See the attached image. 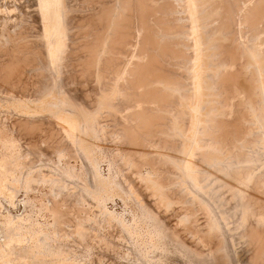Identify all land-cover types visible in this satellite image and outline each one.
Here are the masks:
<instances>
[{"label":"rangeland","instance_id":"obj_1","mask_svg":"<svg viewBox=\"0 0 264 264\" xmlns=\"http://www.w3.org/2000/svg\"><path fill=\"white\" fill-rule=\"evenodd\" d=\"M40 1L0 0V264H264V0H194L196 34L187 0H58L53 32V11ZM195 42L204 66L197 94Z\"/></svg>","mask_w":264,"mask_h":264},{"label":"bare ground","instance_id":"obj_2","mask_svg":"<svg viewBox=\"0 0 264 264\" xmlns=\"http://www.w3.org/2000/svg\"><path fill=\"white\" fill-rule=\"evenodd\" d=\"M15 1H16V0H15ZM41 1H42V0H41ZM41 1H40V2H41ZM176 1H177V0H176ZM187 1H188V3H189V6L191 7V8L189 9L190 11L188 10V11L190 12V13H189V16H190L191 25H192V26H191V27H192V30H191V31H192L194 34H196V32L198 31V28H199V27L197 26V23H196V22H197L196 18H198V17H197L198 15L195 14L196 9L194 10V0H187ZM195 1H197V0H195ZM198 1H200V0H198ZM207 1H208V0H207ZM216 1H217V0H216ZM27 2H28V1H27ZM68 2H69V1H68ZM75 2H76V1H75ZM122 2H123V1H122ZM200 2H201V1H200ZM16 3H17V2H16ZM36 3H37V2H36ZM38 3H39V2H38ZM43 3H44V9H45V8H46L47 10H50V9H51L50 12L53 11V12H52V15H53L54 19H52L53 22H51V23H50L51 26H49V27H51V28H49V29H50V30L52 29V32H53V28H56L55 26L58 25V22H57V21H58L59 17H61V16H58V12H57V9H58V7H59V2H58V0H43ZM62 3H63V1L61 2V4H62ZM175 3H176V2H175ZM195 3H196V2H195ZM203 3H204V2H203ZM142 4H143V3H142ZM199 4H200V3H199ZM199 4H198V2H197V5L195 4L196 8H197V6H198ZM29 5H30V4H29ZM66 5H67V4H66ZM68 5H69V4H68ZM117 5H118V4H117ZM134 5H135V4H134ZM176 5H177V4H176ZM201 5H202V4H201ZM30 6H31V5H30ZM140 6H141V5H140ZM187 6H188V5H187ZM60 7H61V6H60ZM62 7H63V6H62ZM62 7H61V8H62ZM92 7H93V6H92ZM141 7H142V6H141ZM200 7H201V6H200ZM203 7H205V6H203ZM258 7H259V6H258ZM19 8H20V7H19ZM42 8H43V7H42ZM75 8H76V7H75ZM88 8H89V7H88ZM136 8H137V7H136ZM156 8H157V7H156ZM198 8H199V7H198ZM210 8H211V7H210ZM25 9H26V8H25ZM32 9H33V8H32ZM62 9H63V8H62ZM11 10H12V9H11ZM34 10H35V9H34ZM42 10H43V9H42ZM123 10H124V9H123ZM125 10H126V9H125ZM139 10H140V9H139ZM198 10H199V9H198ZM200 10H201V9H200ZM203 10H204V9H203ZM227 10H228V9H227ZM62 11L64 12V9H63ZM81 11H82V10H81ZM50 12H49V15L51 14ZM59 12H60V11H59ZM160 12H161V11H160ZM196 12H197V11H196ZM198 12H199V11H198ZM218 12H219V11H218ZM260 12H261V11H260ZM262 12H263V11H262ZM26 13H27V12H26ZM41 13H42V12H41ZM47 13H48V12H47ZM67 13H68V12H67ZM96 13H97V12H96ZM111 13H112V12H111ZM185 13H186V12H185ZM203 13H204V12H203ZM253 13H254V12H253ZM62 14H63V13H62ZM81 14H82V13H81ZM87 14H88V13H87ZM198 14H199V13H198ZM40 15H41V14H40ZM52 15H50V16H52ZM142 15H143V14H142ZM195 15H196V16H195ZM207 15H208V14H207ZM213 15H214V14H213ZM225 15H226V14H225ZM3 16H4V15H3ZM24 16H25V15H24ZM43 16H44V15H43ZM45 16H46V13H45ZM50 16H49V17H50ZM215 16H216V15H215ZM117 17H118V16H117ZM185 17H186V16H185ZM185 17H184V18H185ZM199 17H200V15H199ZM231 17H232V16H231ZM6 18H7V17H6ZM8 18H9V17H8ZM62 18H63V17H62ZM43 19H44V18H43ZM50 19H51V17H50ZM63 19H65V18H63ZM202 19H203V18H202ZM226 19H227V18H226ZM232 19H233V18H232ZM8 20H9V19H8ZM12 20H13V19H12ZM15 20H16V19H15ZM33 20H34V19H33ZM38 20H39V19H38ZM45 20H46V19H45ZM198 20H199V21H198V24H199V22H200L201 19H198ZM256 20H257V19H256ZM19 21H20V20H19ZM100 21H101V19H100ZM232 21H233V20H232ZM40 22H41V20H40ZM42 22H43V21H42ZM56 22H57V24L54 26V24H55ZM68 22H69V21H68ZM144 22H145V21H144ZM203 22H205V21H203ZM253 22H254V21H253ZM5 23H6V22H5ZM16 23H17V22H16ZM31 23H32V21H31ZM59 23H60V22H59ZM62 23H63V21H62ZM121 23H122V22H121ZM251 23H252V22H251ZM251 23H250V24H251ZM258 23H259V22H258ZM261 23H262V22H261ZM20 24H21V23H20ZM97 24H98V23H97ZM118 24H119V23H118ZM142 24H143V23H142ZM17 25H18V24H17ZM17 25H16V26H17ZM61 25H62V24H61ZM62 26H63V25H62ZM100 26H101V25H100ZM57 27H58V26H57ZM60 27H61V26H60ZM60 27H59V28H60ZM65 27H66V26H65ZM92 27H93V26H92ZM120 27H121V26H120ZM201 27H202V26H201ZM228 27H229V26H228ZM22 28H23V27H22ZM123 28H124V27H123ZM256 28H257V27H256ZM28 29H30V28H28ZM44 29H45V30H48V28H46L45 26H44ZM200 29H201V28H200ZM200 29H199V31H200ZM1 30H2V29H1ZM57 30H58V29H57ZM57 30H56V31H57ZM59 30H60V29H59ZM62 30H63V29H62ZM64 30H66V29H64ZM112 30H114V28H113ZM27 31H28V30H27ZM56 31L54 30L55 34H56ZM261 31H262V30H261ZM45 32H46V31H45ZM65 32H66V31H65ZM88 32H89V31H88ZM34 33H35V32H34ZM48 33H50L49 30H48ZM124 33H125V32H124ZM193 33H192V34H193ZM32 34H33V33H32ZM62 34H63V33H62ZM64 34H65V33H64ZM75 34H76V33H75ZM83 34H84V33H83ZM98 34H99V33H98ZM111 34H113V33H111ZM9 35H10V34H9ZM42 35H43V34H42ZM44 35H45V34H44ZM79 35H80V34H79ZM139 35H140V34H139ZM219 35H220V34H219ZM219 35H218V36H219ZM59 36H60V35H59ZM64 36H65V35H64ZM77 36H78V35H77ZM92 36L94 37V35H92ZM114 36H115V35H114ZM118 36H119V35H118ZM198 36H199V35H198ZM200 36H201V35H200ZM202 36H203V35H202ZM202 36H201V37H202ZM259 36H260V35H259ZM45 37H46V36H45ZM51 37H52V35H51ZM194 37H195V36H194ZM255 37H256V36H255ZM40 38H41V37H40ZM75 38H76V37H75ZM189 38H190V36H189ZM189 38H188V39H189ZM198 38H199V37H198ZM198 38H197V39H198ZM220 38H221V37H220ZM261 38H262V37H261ZM41 39H42V38H41ZM55 39H56V38H55ZM55 39H54V40H55ZM64 39H65V38H64ZM109 39H110V38H109ZM119 39H121V38H119ZM150 39H151V38H150ZM197 39H196V40H197ZM258 39H259V38H258ZM54 40H53V42H54ZM113 40H114V39H113ZM121 40H122V39H121ZM193 40H194V39H193ZM0 41H1V40H0ZM116 41H117V40H116ZM209 41H210V40H209ZM222 41H223V39H222ZM25 42H26V41H25ZM94 42H96V41H94ZM97 42H98V41H97ZM99 42H100V41H99ZM99 42H98V43H99ZM112 42H113V41H112ZM112 42H111V45H112ZM122 42H123V41H122ZM122 42H121V44H122ZM126 42H128V41H126ZM182 42H183V41H182ZM193 42H194V41H193ZM193 42H192V43H193ZM48 43H49V42H48ZM50 43H51V42H50ZM58 43H59V42H58ZM83 43H84V42H83ZM85 43H86V41H85ZM88 43H89V42H88ZM114 43H116V42H114ZM130 43H131V42H130ZM164 43H165V42H164ZM195 43H196V44H195V47H193V49H194V48L196 49V55H197V56H195V59H194V65H193V68H192V69H193V71H194L193 74H194V78H195V84H194V83H193V84L195 85V92H196V94H197V93H199V92L201 91L200 89H202V88H201V85H200V82H199V77H200V76L198 75V73H199V71L201 70V68H203L204 66L201 67V65H203V64L200 65V56H203V55H200V53H199V52H200V50L198 49V44H199V43H198V42H195ZM197 43H198V44H197ZM56 44H57V43H56ZM56 44L54 43V46H55ZM128 44H129V43H128ZM149 44H150V43H149ZM202 44H204V42H203ZM211 44H212V43H211ZM235 44H236V43H235ZM262 44H263V43H262ZM262 44H261V45H262ZM18 45H19V44H18ZM23 45H24V44H23ZM52 45H53V44H52ZM61 45H62V44H61ZM97 45H98V44H97ZM114 45H115V44H114ZM153 45H154V44H153ZM257 45H258V44H257ZM259 45H260V44H259ZM24 46H25V45H24ZM35 46H36V44H35ZM43 46H44V45H43ZM46 46H47V45H46ZM118 46H119V45H118ZM151 46H152V44H151ZM160 46H161V45H160ZM18 47H19V46H18ZM52 47H53V46H52ZM52 47H50V48H52ZM77 47H78V46H77ZM199 47H200V45H199ZM47 48H48V47H47ZM56 48H57V45H56ZM68 48H69V47H68ZM89 48H90V47H89ZM94 48H95V47H94ZM102 48H103V47H102ZM110 48H111V47H110ZM118 48H119V47H118ZM202 48H203V47H202ZM202 48H200L201 51H203ZM255 48H256V47H255ZM259 48H260V47H259ZM261 48H262V47H261ZM1 49H2V48H1ZM16 49H17V48H16ZM26 49H27V48H26ZM44 49H45V48H44ZM52 49H53V48H52ZM72 49H73V48H72ZM87 49H88V48H87ZM103 49H104V48H103ZM153 49H154V48H153ZM158 49H159V48H158ZM243 49H244V48H243ZM4 50H5V49H4ZM4 50H3V51H4ZM6 50H7V49H6ZM12 50H13V49H12ZM17 50H18V49H17ZM50 50H51V49H50ZM54 50H55V47H54ZM61 50H63V49H61ZM61 50H60V51H61ZM92 50H93V49H92ZM96 50H97V49H96ZM111 50H113V49H111ZM169 50H170V49H169ZM250 50H253V49H250ZM255 50H256V49H255ZM41 51H42V50H41ZM51 51H52V50H51ZM63 51H64V50H63ZM63 51H62V52H63ZM114 51H115V50H114ZM171 51H172V50H171ZM171 51H170V52H171ZM204 51H205V50H204ZM248 51H249V50H248ZM0 52H1V51H0ZM6 52H7V51H6ZM82 52H83V51H82ZM93 52H94V51H93ZM164 52H165V51H164ZM205 52H206V51H205ZM230 52H231V51H230ZM253 52H254V51H253ZM36 53H37V52H36ZM59 53H60V52H59ZM117 53H118V52H117ZM147 53H148V52H147ZM165 53H166V52H165ZM174 53H175V52H174ZM194 53H195V52H194ZM202 53H203V52H202ZM246 53H248V52H246ZM51 54H52V53H51ZM51 54H50V55H51ZM204 54H205V53H204ZM210 54H211V53H210ZM210 54H209V55H210ZM235 54H236V53H235ZM12 55H13V54H12ZM21 55H22V54H21ZM57 55H58V54H57ZM76 55H77V54H76ZM82 55H84V54H82ZM88 55H89V54H88ZM164 55H165V54H164ZM169 55H170V54H169ZM250 55H251V54H250ZM46 56H47V55H46ZM60 56H61V55H60ZM60 56H59V57H60ZM93 56H96V55H93ZM148 56H149V55H148ZM152 56H153V55H152ZM243 56H244V55H243ZM255 56H256V54H255ZM24 57H25V56H24ZM56 57H57V56H56ZM67 57H68V56H67ZM75 57H76V56H75ZM78 57H79V56H78ZM85 57H86V56H85ZM132 57H133V55H132ZM132 57H131V58H132ZM212 57H213V56H212ZM228 57H229V56H228ZM236 57H237V56H236ZM257 57H258V56H257ZM7 58H8V57H7ZM7 58H6V59H7ZM25 58H26V57H25ZM46 58H48V57H46ZM63 58H64V57H63ZM76 58H77V57H76ZM143 58H144V57H143ZM148 58H149V57H148ZM148 58H147V59H148ZM150 58H151V57H150ZM153 58H154V57H153ZM201 58H203V59L205 60L204 57H201ZM253 58H254V57H253ZM253 58H251V59H253ZM263 58H264V57H263ZM2 59H4V58H2ZM107 59H108V58H107ZM177 59H178V58H177ZM206 59H207V58H206ZM249 59H250V58H249ZM251 59H250V60H251ZM257 59H258V58H257ZM260 59H261V58H260ZM15 60H16V59H15ZM74 60H75V59H74ZM91 60H92V59H91ZM234 60H235V59H234ZM12 61H13V60H12ZM60 61H61V60H60ZM82 61H83V60H82ZM92 61H93V60H92ZM105 61H106V60H105ZM118 61H119V60H118ZM137 61H138V60H137ZM156 61H157V60H156ZM201 61H202V60H201ZM206 61L208 62L209 59L206 60ZM85 62H87V61H85ZM139 62H141V60H140ZM144 62H145V61H144ZM192 62H193V61H192ZM192 62H191V64H192ZM203 62H204V61H203ZM236 62H238V61H236ZM14 63H15V62H14ZM25 63H27V62H25ZM57 63H58V62H57ZM73 63H74V62H73ZM105 63H107V62H105ZM148 63H149V62H148ZM150 63H151V62H150ZM239 63H240V62H239ZM253 63H254V62H253ZM12 64H13V63H12ZM55 64H56V63H55ZM77 64H78V63H77ZM77 64H76L75 67H77ZM97 64H98V62H97ZM244 64H245V63H244ZM53 65H54V63H53ZM56 65H57V64H56ZM56 65H55V66H56ZM59 65H60V64H59ZM85 65H86V64H85ZM105 65H106V64H105ZM128 65H129V64H128ZM155 65H156V64H155ZM159 65H160V64H159ZM205 65H206V64H205ZM248 65H249V64H248ZM253 65H254V64H253ZM14 66H15V65H14ZM49 66H50V65H49ZM96 66H97V65H96ZM138 66H139V65H138ZM56 67L58 68V66H56ZM56 67H55V69H57ZM59 67H60V66H59ZM68 67H69V66H68ZM75 67H73V68H75ZM79 67H80V66H79ZM79 67H78V69H79ZM89 67H91V66H89ZM145 67H146V66H145ZM149 67H150V64H149ZM151 67H152V66H151ZM200 67H201V68H200ZM206 67H207V66H205V68H206ZM245 67H246V66H245ZM250 67H251V64H250ZM15 68H16V67H15ZM22 68H23V67H22ZM48 68H49V67H48ZM53 68H54V67H53ZM84 68H85V67H84ZM105 68H106V67H105ZM142 68H143V67H142ZM159 68H160V67H159ZM255 68H256V66H255ZM258 68H259V67H258ZM3 69H4V68H3ZM45 69H46V68H45ZM49 69H50V68H49ZM51 69H52V68H51ZM90 69H91V68H90ZM97 69H98V68H97ZM125 69H126V67H125ZM133 69H134V68H133ZM135 69H136V68H135ZM190 69H191V68H190ZM215 69H216V68H215ZM249 69H250V68H249ZM260 69H261V68H260ZM67 70H68V69H67ZM101 70H102V69H101ZM126 70H127V69H126ZM141 70H142V69H141ZM163 70H164V69H163ZM203 70H204V69H203ZM8 71H9V70H8ZM13 71H14V70H13ZM46 71H47V70H46ZM57 71H58V70H57ZM57 71H55V72H57ZM75 71H76V70H75ZM136 71H137V70H136ZM138 71H140V70H138ZM208 71H209V70H208ZM243 71H245V70H243ZM247 71H249V70H247ZM257 71H258V70H257ZM257 71H256V72H257ZM261 71H262V70H261ZM11 72H12V71H11ZM51 72H52V71H51ZM55 72L53 71L52 73L54 74ZM68 72H69V71H68ZM92 72H93V71H92ZM200 72H201V71H200ZM230 72H231V71H230ZM1 73H2V72H1ZM4 73H5V72H4ZM13 73H15V72H13ZM52 73H51V74H52ZM86 73H87V72H86ZM86 73H85V75H86ZM149 73H150V72H149ZM187 73H188V72H187ZM190 73H192V72H190ZM190 73H189V75H190ZM210 73H211V72H210ZM241 73H242V72H241ZM34 74H35V73H34ZM37 74H38V73H37ZM55 74H56V73H55ZM68 74H69V73H68ZM83 74H84V73H83ZM91 74H92V73H91ZM133 74H134V73H133ZM151 74H152V73H151ZM245 74H246V73H245ZM245 74H244V75H245ZM252 74H253V73H252ZM252 74H251V76H252ZM6 75H7V74H6ZM10 75H11V74H10ZM39 75H40V74H39ZM58 75H59V73H58ZM80 75H81V74H80ZM138 75H139V74H138ZM138 75H137V77H138ZM149 75H150V74H149ZM149 75H148V76H149ZM230 75H231V74H230ZM261 75H262V74H261ZM7 76H8V75H7ZM7 76H6V77H7ZM86 76H87V75H86ZM91 76H93V74H92ZM99 76H100V75H99ZM148 76H147V77H148ZM156 76H157V75H156ZM223 76H224V75H223ZM235 76H236V75H235ZM235 76H234V77H235ZM242 76H243V75H242ZM256 76H257V74H256ZM258 76L260 77V75H258ZM258 76H257V77H258ZM50 77H51V76H50ZM74 77H76V76H74ZM133 77H134V76H133ZM234 77H233V78H234ZM42 78H43V77H42ZM201 78H204L203 74L201 75L200 79H201ZM55 79H56V78H55ZM64 79H65V78H64ZM133 79H134V78H133ZM136 79H137V78H136ZM244 79H245V78H244ZM42 80H43V79H42ZM58 80H59V79H58ZM150 80H151V79H150ZM202 80H203V79H201L200 81H202ZM205 80H206V79H205ZM235 80H236V79H235ZM263 80H264V79H263ZM121 81H122V80H121ZM141 81H142V80H141ZM228 81H229V80H228ZM241 81H242V79H241ZM260 81H261V79H260ZM36 82H37V81H36ZM42 82H43V81H42ZM42 82H41V84H42ZM54 82H55V81H54ZM57 82H58V81H57ZM77 82H78V81H77ZM116 82H117V81H116ZM129 82H130V81H129ZM131 82H132V81H131ZM191 82H192V81H191ZM262 82H263V81H262ZM5 83H6V82H5ZM38 83H39V82H38ZM43 83H44V82H43ZM50 83H51V82H50ZM64 83H65V82H64ZM123 83H124V81H123ZM132 83H133V82H132ZM143 83H144V82H143ZM143 83H142V84H143ZM202 83H203V82H201V84H202ZM206 83H207V82H206ZM206 83H205V84H206ZM229 83H230V82H229ZM242 83H243V82H242ZM6 84H7V83H6ZM20 84H21V83H20ZM53 84H54V83H53ZM55 84H56V83H55ZM149 84H150V83H149ZM158 84H159V83H158ZM231 84H232V83H231ZM36 85H37V84H36ZM36 85H35V86H36ZM38 85H40V84H38ZM38 85H37V86H38ZM129 85H130V84H129ZM133 85H134V84H133ZM191 85H192V84H191ZM37 86H36V87H37ZM48 86H49V85H48ZM52 86H54V85H52ZM163 86H165V85H163ZM209 86H210V85H208V87H209ZM222 86H223V85H222ZM242 86L245 87V85H242ZM247 86H248V85H247ZM249 86H250V85H249ZM261 86H262V85H261ZM41 87H42V86H41ZM49 87H50V86H49ZM64 87H66V86H64ZM131 87H132V86H131ZM24 88H25V87H24ZM45 88H46V87H45ZM45 88H44V89H45ZM53 88H54V87H53ZM58 88H59V87H58ZM58 88H57V89H58ZM66 88H67V87H66ZM113 88H114V87H113ZM138 88H139V87H138ZM162 88H163V87H162ZM247 88H249V87H247ZM255 88H256V87H255ZM263 88H264V86L261 87V89H263ZM34 89H35V88H34ZM41 89H42V88H41ZM151 89H152V88H151ZM166 89H168V88H166ZM206 89H207V87H206ZM206 89H205V90H206ZM243 89H244V88H243ZM251 89H252V87L250 88V90H251ZM258 89H259V88H258ZM5 90H6V89H5ZM61 90H62V89H61ZM193 90H194V89H193ZM208 90H209V89H208ZM231 90H232V89H231ZM250 90H249V91H250ZM38 91H39V90H38ZM47 91H48V90H47ZM147 91H148V90H147ZM155 91H156V90H155ZM166 91H167V90H166ZM203 91H204V89H203ZM245 91H247V90H245ZM254 91H255V90H254ZM262 91H264V89H263ZM24 92H25V91H24ZM62 92H63V91H62ZM119 92H120V91H119ZM133 92H134V91H133ZM144 92H145V90L143 91V93H144ZM152 92H153V91H152ZM206 92H207V91H206ZM211 92H212V91H211ZM230 92H231V91H230ZM243 92H244V91H243ZM251 92H252V90H251ZM45 93H46V92H45ZM72 93H73V92H72ZM125 93H127V92H125ZM209 93H210V91H209ZM228 93H229V92H228ZM232 93H233V92H232ZM4 94H5V93H4ZM53 94H54V93H53ZM63 94H64V93H63ZM63 94H62V95H63ZM98 94H99V93H98ZM110 94H111V93H110ZM110 94H109V95H110ZM163 94H164V93H163ZM239 94H240V93H239ZM14 95H15V94H14ZM14 95H13V96H14ZM51 95H52V94H51ZM111 95H112V94H111ZM133 95H134V93H133ZM136 95H137V94H136ZM237 95H238V94H237ZM240 95H241V94H240ZM261 95H262V94H261ZM41 96H42V95H41ZM43 96H44V95H43ZM55 96H56V93H55ZM66 96H67V95H66ZM66 96H65V97H66ZM69 96H70V95H69ZM118 96H119V95H118ZM118 96H117V97H118ZM125 96H126V95H125ZM150 96H151V95H150ZM181 96H182V95H181ZM195 96H196V95H195ZM242 96H243V95H242ZM46 97H47V96H46ZM60 97H61V96H60ZM65 97H62V98H65ZM74 97H76V96H74ZM119 97H120V96H119ZM134 97H135V95H134ZM137 97H138V96H137ZM141 97H143V96H141ZM148 97H149V96H148ZM157 97H158V96H157ZM166 97H167V96H166ZM198 97H199V96H198ZM202 97H203V96H202ZM202 97H201V98H202ZM208 97H209V95H208ZM245 97H246V96H245ZM259 97L261 98V96H259ZM3 98H4V97H3ZM5 98H6V97H5ZM22 98H23V97H22ZM58 98H59V97H58ZM104 98H105V97H104ZM151 98H152V96H151ZM168 98H169V97H168ZM189 98H190V97H189ZM228 98H229V97H228ZM247 98H248V97H247ZM11 99H12V98H11ZM112 99H113V98H112ZM149 99H150V98H149ZM164 99H165V98H164ZM164 99H163V100H164ZM196 99H197V98H195V100H196ZM198 99H199V98H198ZM40 100H41V99H40ZM45 100H46V98H45ZM56 100H57V99H56ZM65 100H66V99H65ZM73 100H75V98H74ZM83 100H84V99H83ZM102 100H103V98H102ZM110 100H111V99H110ZM118 100H119V99H118ZM181 100H182V99H181ZM200 100H201V99H200ZM228 100H229V99H228ZM230 100H231V99H230ZM241 100H242V99H241ZM246 100H247V99H246ZM10 101H11V100H10ZM15 101H17V100H15ZM18 101H19V99H18ZM18 101H17V102H18ZM23 101H24V100H23ZM23 101H22V102H23ZM35 101H36V100H35ZM38 101H39V100H38ZM52 101H53V100H52ZM54 101H55V99H54ZM58 101H59V100H58ZM108 101H109V100H108ZM130 101H131V100H130ZM157 101H158V100H157ZM185 101H186V99H185ZM190 101H191V100H190ZM233 101H234V100H233ZM74 102H75V101H74ZM77 102H78V101H77ZM100 102H102V101H100ZM103 102H104V101H103ZM103 102H102V103H103ZM105 102H106V101H105ZM105 102H104V103H105ZM141 102H142V101H141ZM146 102H147V101H146ZM149 102H150V101H149ZM194 102H195V101H194ZM204 102H205V101H204ZM240 102H241V101H240ZM254 102H255V101H254ZM13 103H14V102H13ZM47 103H48V102H47ZM51 103H52V102H51ZM64 103H65V102H64ZM87 103H88V102H87ZM129 103H130V102H129ZM155 103L157 104V102H155ZM160 103H162V102H160ZM188 103H189V100H188ZM205 103H206V102H205ZM217 103H218V102H217ZM262 103H263V102H262ZM262 103H261V104H262ZM11 104H12V103H11ZM16 104H17V103H16ZM16 104H15V105H16ZM29 104H30V103H29ZM31 104H32V103H31ZM58 104H59V103H58ZM99 104H100V103H99ZM184 104H185V103H184ZM190 104H191V103H190ZM198 104H199V103H198ZM263 104H264V103H263ZM1 105H2V104H1ZM51 105H53V104H51ZM124 105H125V104H124ZM136 105H137V104H136ZM141 105L143 106V103H142ZM145 105H146V104H145ZM191 105H192V104H191ZM191 105H190V106H191ZM28 106H29V105H28ZM47 106H48V105H47ZM47 106H46V107H47ZM65 106H66V105H65ZM70 106H71V105H70ZM99 106H100V105H99ZM148 106H149V105H148ZM157 106H158V105H157ZM159 106H160V105H159ZM213 106H214V105H213ZM262 106H263V105H262ZM53 107H54V106H53ZM145 107H146V106H145ZM150 107H151V106H150ZM205 107H206V106H205ZM214 107H215V106H214ZM235 107H236V106H235ZM240 107H241V106H240ZM247 107H248V106H247ZM42 108H43V107H42ZM48 108H49V107H48ZM75 108H76V107H75ZM101 108H102V107H101ZM120 108H121V107H120ZM136 108H138V107H136ZM141 108H142V107H141ZM156 108H157V107H156ZM190 108H191V111H192L191 113L195 112V113H196V116H197V112H199V106L195 103V105H194L193 107L191 106ZM201 108H202V107H201ZM206 108H207V107H206ZM206 108H204V109H206ZM226 108H227V107H226ZM36 109H37V108H36ZM49 109H51V108H49ZM53 109H54V108H53ZM56 109H57V108H56ZM99 109H100V108H99ZM131 109H132V108H131ZM215 109H216V108H215ZM217 109H218V108H217ZM229 109H230V108H229ZM0 110H1V109H0ZM7 110H8V109H7ZM45 110H46V109H45ZM58 110H59V109H58ZM66 110H67V109H66ZM90 110H91V109H90ZM100 110H101V109H100ZM107 110H108V109H107ZM129 110H130V109H129ZM134 110H135V109H134ZM159 110H160V109H159ZM182 110H183V109H182ZM234 110H235V109H234ZM47 111H48V110H47ZM74 111H75V110H74ZM79 111H81V110H79ZM140 111H141V110H140ZM147 111H148V110H147ZM157 111H158V110H157ZM229 111H230V110H229ZM250 111H251V110H250ZM260 111H261V110H260ZM48 112H50V110H49ZM58 112H60V111H58ZM63 112H64V111H63ZM102 112H103V111H102ZM163 112H164V110H163ZM169 112H170V111H169ZM180 112H181V111H180ZM206 112H207V111H206ZM247 112H248V111H247ZM261 112H262V111H261ZM263 112H264V111H263ZM263 112H262V113H263ZM30 113H31V112H30ZM82 113H83V112H82ZM87 113H88V112H87ZM95 113H96V112H95ZM110 113H112V112H110ZM123 113H124V112H123ZM126 113H127V112H126ZM145 113H146V112H145ZM150 113H151V112H150ZM166 113H167V112H166ZM173 113H174V112H173ZM208 113H209V112H208ZM210 113H211V112H210ZM210 113H209V114H210ZM0 114H1V113H0ZM10 114H11V113H10ZM16 114H18V112H17ZM76 114H78V111H77ZM97 114H98V113H97ZM133 114H134V113H133ZM147 114H148V112H147ZM168 114H169V113H168ZM213 114H214V113H213ZM242 114H243V113H242ZM251 114H252V113H251ZM56 115H58V114H56ZM71 115H72V114H71ZM79 115H81V114H79ZM95 115H96V114H95ZM103 115H104V114H103ZM117 115H118V114H117ZM188 115H189V114H188ZM193 115H194V114H193ZM207 115H208V114H207ZM215 115H216V113H215ZM238 115H239V114H238ZM15 116H16V115H15ZM18 116H19V115H18ZM33 116H34V115H33ZM37 116H38V115H37ZM49 116H51V115H49ZM54 116H55V115H54ZM62 116H63V114H62ZM77 116H78V115H77ZM88 116H90V115H88ZM101 116H102V115H101ZM135 116H136V115H135ZM154 116H155V115H154ZM157 116H158V115H157ZM159 116H160V115H159ZM162 116H163V115H162ZM162 116H161V117H162ZM169 116H170V115H169ZM182 116H183V115H182ZM196 116L194 115L193 117L196 118ZM198 116H201V115H198ZM204 116H205V115H204ZM208 116H211V115H208ZM212 116H214V115H212ZM241 116H242V115H240V117H241ZM249 116H250V115H249ZM252 116H253V115H252ZM261 116H263V114H262ZM35 117H36V116H35ZM41 117H42V116H41ZM78 117H80V116H78ZM78 117H77V118H78ZM102 117H103V116H102ZM179 117H180V116H179ZM183 117H184V116H183ZM222 117H223V116H222ZM233 117H234V116H233ZM244 117H245V116H244ZM26 118H27V117H26ZM32 118H33V117H32ZM36 118H37V117H36ZM85 118H86V117H85ZM91 118H92V117H91ZM99 118H100V117H99ZM154 118H155V117H154ZM188 118H189V117H188ZM199 118H200V117H199ZM228 118H229V117H228ZM236 118H237V117H236ZM245 118H246V117H245ZM252 118H253V117H252ZM58 119L60 120V118H58ZM58 119H56V121H57ZM95 119H96V118H95ZM120 119H121V118H120ZM159 119H160V118H159ZM159 119H158V121H160ZM165 119H166V118H165ZM168 119H169V118H168ZM210 119H211V118H210ZM249 119H251V118H249ZM261 119H262V118H261ZM83 120H84V119H83ZM107 120H108V119H107ZM149 120H150V119H149ZM162 120H163V119H162ZM192 120H193V118H192ZM194 120H195V119H194ZM240 120H241V119H240ZM254 120H255V119H254ZM25 121H26V120H25ZM50 121H51V120H50ZM62 121H63V120H62ZM78 121H79V120H78ZM85 121H86V120H85ZM85 121H84V122H85ZM87 121H88V119H87ZM99 121H100V120H99ZM104 121H105V120H104ZM115 121H116V120H115ZM143 121H144V120H143ZM145 121H147V120H145ZM196 121H198V119H197ZM238 121H239V120H238ZM262 121H263V120H262ZM10 122H11V121H10ZM57 122H58V121H57ZM59 122H60V121H59ZM97 122H98V121H97ZM150 122H151V121H150ZM152 122H153V121H152ZM156 122H157V121H156ZM174 122H175V121H174ZM189 122H190V121H189ZM198 122H199V121H198ZM263 122H264V121H263ZM15 123H16V122H15ZM47 123H49V122H47ZM54 123H55V122H53V124H54ZM62 123H64V122H62ZM70 123H71V122H70ZM77 123H78V125H79V122H77ZM82 123H83V122H82ZM95 123H96V122H95ZM105 123H106V122H105ZM202 123H203V122H202ZM255 123H256V122H255ZM258 123H259V122H258ZM258 123H257V124H258ZM65 124H66V123H65ZM154 124H155V123H154ZM162 124H163V122H162ZM175 124H176V123H175ZM175 124H173V126H174ZM191 124H192V123H191ZM193 124H194V121H193ZM207 124H208V123H207ZM251 124H252V123H251ZM259 124H260V123H259ZM14 125H15V124H14ZM63 125H64V124H63ZM66 125H69V124L67 123ZM78 125H77V126H78ZM82 125H83V124H82ZM86 125H89V126H90L91 124H89V123L86 124V123H85V126H86ZM131 125H132V124H131ZM144 125H145V123H144ZM147 125H148V124H147ZM152 125H153V124H152ZM233 125H234V124H233ZM254 125H255V124H254ZM18 126H20V125H17V127H18ZM21 126H22V125H21ZM32 126H33V124H32ZM54 126H55V125H54ZM93 126H94V125H93ZM102 126H103V125H102ZM175 126H176V125H175ZM190 126H191V125H190ZM204 126H205V123H204ZM218 126H219V125H218ZM255 126H256V125H255ZM263 126H264V125H263ZM24 127H25V126H24ZM65 127H66V126H65ZM67 127H68V126H67ZM154 127H155V125H154ZM157 127H158V126H157ZM191 127H192V126H191ZM235 127H236V126H235ZM237 127H239V126H237ZM240 127H241V126H240ZM257 127H258V126H257ZM259 127L261 128V126H259ZM90 128H91V127H90ZM98 128H99V126H98ZM102 128H104V127H102ZM125 128H126V127H125ZM155 128H156V127H155ZM182 128H183V127H182ZM188 128H189V127H188ZM204 128L206 129V127H204ZM260 128H259V129H260ZM15 129H16V128H15ZM40 129H41V128H40ZM62 129H63V128H62ZM67 129H68V128H67ZM85 129H86V128H85ZM95 129H96V128H95ZM100 129H101V127H100ZM150 129H151V128H150ZM165 129H166V128H165ZM172 129H173V128H172ZM178 129H179V128H178ZM231 129H232V128H231ZM256 129H257V128H256ZM3 130H4V129H3ZM98 130H99V129H98ZM108 130H109V129H108ZM116 130H117V128H116ZM159 130H160V129H159ZM175 130H176V129H175ZM216 130H217V129H216ZM235 130H236V129H235ZM235 130H234V131H235ZM248 130H249V129H248ZM260 130H261V129H260ZM26 131H27V130H26ZM26 131H25V132H26ZM39 131H40V130H39ZM80 131H81V129H80ZM96 131H97V130H96ZM96 131H95V132H96ZM103 131H105V130H103ZM103 131H102V132H103ZM110 131H111V130H110ZM117 131H118V130H117ZM147 131H148V130H147ZM150 131H151V130H150ZM155 131H156V130H155ZM176 131H177V130H176ZM182 131H183V130H182ZM223 131H224V130H223ZM223 131H222V132H223ZM225 131H226V130H225ZM227 131H228V130H227ZM245 131H246V130H245ZM263 131H264V130H263ZM23 132H24V131H23ZM62 132H63V131H62ZM64 132H65V131H64ZM83 132H84V131H83ZM89 132H90V131H89ZM92 132H93V131H91L89 135H91ZM145 132H146V131H145ZM177 132H179V131H177ZM186 132H187V131H186ZM186 132H185V133H186ZM188 132H189V131H188ZM236 132H237L236 134L239 133V131H236ZM36 133H37V132H36ZM68 133H69V132H68ZM109 133H110V132H109ZM125 133H126V132H125ZM142 133H143V132H142ZM158 133H159V132H158ZM172 133H173V132H172ZM190 133H191V129H190ZM192 133H193V132H192ZM196 133H197V131H196ZM196 133H195V134H196ZM242 133H243V131H242ZM257 133H258V131H257ZM20 134H21V133H20ZM28 134H29V133H28ZM63 134H64V133H63ZM86 134H87V133H86ZM86 134H83V135H85V138H86ZM94 134H95V133H94ZM96 134H97V132H96ZM98 134H99V133H98ZM147 134H148V133H147ZM147 134H145V135H147ZM197 134H198V133H197ZM225 134H226V133H225ZM236 134H234V136H235ZM260 134H261V133H260ZM32 135H34V132H33ZM65 135H66V134H65ZM77 135H78V134H77ZM99 135H100V134H99ZM99 135H98V136H99ZM106 135H107V134H106ZM117 135H118V134H117ZM168 135H169V134H168ZM181 135H182V134H181ZM183 135H184V134H183ZM199 135H200V134H199ZM203 135H204V134H203ZM261 135H262V134H261ZM44 136H45V135H44ZM92 136H93V135H92ZM96 136H97V135H96ZM110 136H111V134H110ZM132 136H133V135H132ZM148 136H149V135H148ZM174 136H178V135H174ZM197 136H198V135H197ZM241 136H242V135H241ZM248 136H249V135H248ZM28 137H29V136H28ZM31 137H32V136H31ZM64 137H65V136H64ZM74 137H75V136H74ZM89 137H90V136H89ZM100 137H102V136H100ZM118 137H119V136H118ZM130 137H131V136H130ZM166 137H167V136H166ZM181 137H182V136H181ZM238 137H239V135H238ZM262 137H263V136H262ZM32 138H33V137H32ZM45 138H46V137H45ZM65 138H67V137H65ZM81 138H83V137H81ZM85 138H84V139H85ZM95 138H96V137H95ZM114 138H115V137H114ZM175 138H176V137H175ZM177 138H178V137H177ZM183 138H184V137H183ZM223 138H225V137H223ZM36 139H37V138H36ZM96 139H97V138H96ZM99 139H100V138H99ZM115 139H116V138H115ZM117 139H119V138H117ZM144 139H145V138H144ZM204 139H205V138H204ZM241 139H242V138H241ZM4 140H5V139H4ZM8 140H9V139H8ZM11 140H12V139H11ZM33 140H34V138H33ZM49 140H50V139H49ZM51 140H52V139H51ZM67 140H68V139H67ZM69 140H70V139H69ZM75 140H76V139H75ZM123 140H124V139H123ZM134 140H135V139H134ZM153 140H154V139H153ZM200 140H201V139H200ZM93 141H94V138H93ZM99 141H100V140H99ZM118 141H119V140H118ZM140 141H141V140H140ZM155 141H156V140H155ZM155 141H154V142H155ZM161 141H162V140H161ZM36 142H37V141H36ZM78 142H80V141H77V143H78ZM129 142H130V141H129ZM240 142H241V141H240ZM1 143H2V142H1ZM5 143H6V142H5ZM117 143H118V142H117ZM199 143H200V142H199ZM258 143H259V141H258ZM260 143H261V142H260ZM70 144H71V143H70ZM82 144H83V143H82ZM127 144H128V143H127ZM249 144H250V143H249ZM1 145H2V144H1ZM80 145H81V144H80ZM95 145H96V144H95ZM97 145H98V144H97ZM128 145H130V143H129ZM128 145H127V146H128ZM132 145H133V144H132ZM169 145H170V144H169ZM190 145H191V144H190ZM198 145H199V144H198ZM206 145H207V144H206ZM206 145H205V146H206ZM216 145H217V144H216ZM219 145H220V144H219ZM262 145H263V144H262ZM14 146H15V145H14ZM41 146H42V145H41ZM63 146H64V145H63ZM93 146H94V145H93ZM166 146H167V145H166ZM170 146H171V145H170ZM182 146H183V145H182ZM185 146H186V145H185ZM188 146H189V145H188ZM232 146H233V145H232ZM255 146H258V145H255ZM31 147H32V146H31ZM68 147H69V146H68ZM144 147H145V145H144ZM197 147H198V146H197ZM239 147H240V146H239ZM261 147H262V146H261ZM51 148H52V147H51ZM77 148H78V147H77ZM91 148H92V147H91ZM94 148H95V146H94ZM203 148H204V147H203ZM207 148H210V147H207ZM215 148H218V147H215ZM253 148H254V146H253ZM253 148H252V149H253ZM256 148H258V147H256ZM81 149H82V148H81ZM110 149H111V148H110ZM117 149H118V148H117ZM117 149H115V150H117ZM125 149H126V148H125ZM142 149H143V148H142ZM183 149H184V148H183ZM195 149H196V148H195ZM205 149H206V148H205ZM218 149H219V148H218ZM218 149H217V150H218ZM7 150H8V149H7ZM96 150H97V149H96ZM137 150H138V149H137ZM147 150H148V149H147ZM210 150H211V148H210ZM219 150H220V149H219ZM243 150H244V149H243ZM261 150H262V149H261ZM75 151H76V150H75ZM97 151H98V150H97ZM99 151H101V150H99ZM112 151H113V150H112ZM112 151H111V152H112ZM144 151H145V150H144ZM149 151H150V150H149ZM193 151H194V150H193ZM197 151H198V149H197ZM221 151H223V150H221ZM232 151H234V150H232ZM247 151H248V150H247ZM252 151H253V150H252ZM0 152H1V151H0ZM93 152H95V151L93 150ZM101 152H102V151H101ZM113 152H114V151H113ZM122 152H123V151H122ZM142 152H143V151H142ZM152 152H153V151H152ZM166 152H167V151H166ZM189 152H190V151H189ZM239 152H240V151H239ZM63 153H64V152H63ZM106 153H107V152H106ZM128 153H129V152H128ZM135 153H136V152H135ZM135 153H134V154H135ZM154 153H155V152H154ZM181 153H182V152H181ZM181 153H180V154H181ZM187 153H188V152H187ZM217 153H218V152H217ZM262 153H263V151H262ZM82 154H83V153H82ZM85 154H86V153H85ZM94 154H95V153H94ZM99 154H100V153H99ZM123 154H124V153H123ZM137 154H138V153H137ZM162 154H163V153H162ZM213 154H214V153H213ZM247 154H248V152H247ZM24 155H25V154H24ZM76 155H77V154H76ZM90 155H91V154H90ZM100 155H101V154H100ZM118 155H119V154H118ZM153 155H154V154H153ZM170 155H171V154H170ZM185 155H186V154H185ZM220 155H221V154H220ZM261 155H262V154H261ZM61 156H62V155H61ZM66 156H67V155H66ZM77 156H78V155H77ZM84 156H85V155H84ZM95 156H96V155H95ZM122 156H123V155H122ZM158 156H159V155H158ZM180 156H181V155H180ZM187 156H188V155H187ZM246 156H247V155H246ZM252 156H253V155H252ZM263 156H264V155H263ZM0 157H2V155H0ZM17 157H18V156H17ZM63 157H64V155H63ZM116 157H117V156H116ZM141 157H142V156H141ZM170 157H171V156H170ZM222 157H223V156H222ZM224 157H225V156H224ZM230 157H231V156H230ZM254 157H255V156H254ZM56 158H58V157H56ZM64 158H65V157H64ZM84 158H87V157H84ZM89 158H90V157H89ZM98 158H99V157H98ZM167 158H168V157H167ZM184 158H186V157H184ZM225 158H226V157H225ZM20 159H21V158H20ZM28 159H29V158H28ZM30 159H31V158H30ZM79 159H80V158H79ZM111 159H112V158H111ZM116 159H117V158H116ZM118 159H119V158H118ZM140 159H141V158H140ZM161 159H162V158H161ZM182 159H183V158H182ZM208 159H209V158H208ZM226 159H227V158H226ZM0 160H1V159H0ZM124 160H125V159H124ZM166 160H167V159H166ZM180 160H181V159H180ZM252 160H253V159H252ZM41 161H42V160H41ZM91 161H92V160H91ZM97 161H98V160H97ZM144 161H145V160H144ZM149 161H150V160H149ZM211 161H212V160H211ZM13 162H14V161H13ZM56 162H57V161H56ZM86 162H87V161H86ZM88 162H89V161H88ZM92 162H93V161H92ZM92 162H91V163H92ZM122 162H123V161H122ZM127 162H128V161H127ZM145 162H146V161H145ZM168 162H170V161H168ZM168 162H167V164H168ZM171 162H173V161H171ZM216 162H219V163H220V161H216ZM221 162H222V161H221ZM223 162H225V161H223ZM54 163H55V162H54ZM97 163H98V162H97ZM118 163H119V162H118ZM182 163H183V160H182ZM189 163H191V162H189ZM189 163L186 164V163L184 162V165L186 164V165L188 166ZM228 163H229V162H228ZM230 163H231V162H230ZM234 163H235V162H234ZM252 163H253V162H252ZM24 164H25V163H24ZM47 164H48V162H47ZM87 164H88V163H87ZM92 164H93V163H92ZM98 164H100V163H98ZM120 164H121V163H120ZM125 164H126V163H125ZM174 164H175V163H174ZM174 164H173V166H174ZM176 164H177V163H176ZM236 164H237V163H236ZM236 164H234V165H236ZM247 164H248V163H247ZM262 164H264V163H262ZM17 165H18V164H17ZM22 165H23V164H22ZM40 165H41V164H40ZM67 165H68V164H67ZM89 165H90V164H89ZM94 165H95V164H94ZM94 165H93V166H94ZM122 165H123V167H124V164H122ZM126 165H127V164H126ZM135 165H136V164H135ZM181 165H182V164H181ZM181 165H180V166H181ZM186 165H185V166H186ZM245 165H246V164H245ZM245 165H244V166H245ZM4 166H5V165H4ZM36 166H37V165H36ZM38 166H39V165H38ZM47 166H48V165H47ZM54 166H56V165H54ZM90 166H91V165H90ZM187 166H186V167H187ZM198 166H199V165H198ZM198 166H197V167H198ZM212 166H213V164H212ZM239 166H240V165H239ZM239 166H238V167H239ZM249 166H250V165H249ZM6 167H7V166H6ZM9 167H10V166H9ZM82 167H83V166H82ZM85 167H86V166H85ZM131 167H132V166H131ZM133 167H134V166H133ZM174 167H177V166L175 165ZM19 168H20V167H19ZM67 168H68V167H67ZM90 168H91V167H90ZM97 168H98V167H97ZM125 168H128V167H125ZM193 168H194V167H193ZM199 168H201V167H199ZM202 168H203V167H202ZM204 168H205V167H204ZM208 168H209V167H208ZM73 169H74V167H73ZM80 169H81V168H80ZM80 169H79V170H80ZM83 169H84V168H83ZM88 169H89V168H88ZM93 169H94V168H93ZM122 169H123V168H122ZM181 169H182V168H181ZM210 169H211V168H210ZM249 169H250V168H249ZM249 169H248V170H249ZM6 170H7V169H6ZM12 170H13V172H14V169H12ZM12 170H11V171H12ZM24 170H25V169H24ZM54 170H55V168H54ZM86 170H87V169H86ZM89 170H90V169H89ZM95 170H96V169H95ZM116 170H117V169H116ZM182 170H183V169H182ZM190 170H191V169H190ZM192 170H193V169H192ZM205 170H206V169H205ZM228 170H229V169H228ZM238 170H240V168H239ZM256 170H257V169H256ZM262 170H263V169H262ZM262 170H261V171H262ZM51 171H52V170H51ZM81 171H82V170H81ZM81 171H80V172H81ZM127 171H128V170H127ZM183 171H184V170H183ZM212 171H213V170H212ZM220 171H221V170H220ZM224 171H225V170H224ZM236 171H237V170H236ZM250 171H251V170H250ZM3 172H4V170H3ZM9 172H10V171H9ZM20 172H21V170H20ZM20 172H19V173H20ZM28 172H30V170H29ZM37 172H38V171H37ZM67 172H68V171H67ZM76 172H77V171H76ZM86 172H89V171L87 170ZM90 172H91V171H90ZM117 172H118V171H117ZM185 172H186V171H185ZM187 172H188V169H187ZM191 172H192V171H191ZM193 172H194V171H193ZM195 172H196V171H195ZM31 173H32V172H31ZM39 173H40V172H39ZM57 173H58V172H57ZM74 173H75V172H74ZM96 173H97V172H96ZM123 173H124V172H123ZM128 173H129V172H128ZM247 173H248V172H247ZM250 173H251V175H252L253 172H249V175H250ZM26 174H27V173H26ZM114 174H115V173H114ZM121 174H122V173H121ZM133 174H134V173H133ZM184 174L186 175V173H184ZM190 174H191V173H190ZM194 174H195V173H194ZM254 174H255V173H254ZM256 174H257V173H256ZM12 175H13V174H12ZM27 175H28V174H27ZM50 175H51V174H50ZM60 175H61V174H60ZM92 175H93V170H92ZM118 175H119V174H118ZM211 175H212V174H211ZM240 175H241V174H240ZM240 175L238 174L237 179L240 177ZM245 175H246V174H245ZM251 175H250V176H251ZM42 176H43V175H42ZM52 176H53V175H52ZM58 176H59V175H58ZM63 176H65V175H63ZM88 176H89V175H88ZM97 176H98V175H97ZM100 176H101V175H100ZM191 176H192V175H191ZM213 176H214V175H213ZM234 176H235V175H234ZM250 176H249V177H250ZM254 176H255V175H254ZM2 177H3V176H2ZM29 177H30V176H29ZM43 177H44V176H43ZM86 177H87V174H86ZM123 177H124V176H123ZM180 177H183V176H180ZM197 177H198V176H197ZM235 177H236V176H235ZM235 177H234V178H235ZM17 178H18V177H17ZM19 178H21V176H20ZM26 178H27V177H26ZM30 178H32V177H30ZM33 178H34V177H33ZM46 178H47V177H46ZM57 178H58V177H57ZM67 178H68V177H67ZM71 178H72V177H71ZM73 178H74V177H73ZM91 178H92V177H91ZM94 178H95V177H94ZM117 178H118V177H117ZM117 178H116V179H117ZM144 178H145V177H144ZM192 178H193V177H192ZM240 178H241V177H240ZM51 179H52V178H51ZM53 179H54V178H53ZM74 179H75V178H74ZM76 179H78V178H76ZM87 179H88V178H87ZM99 179H100V178H99ZM114 179H115V178H114ZM122 179H123V178H122ZM145 179H147V178H145ZM149 179H150V178H149ZM190 179H191V178H190ZM242 179H243V178H242ZM248 179H250V178H248ZM5 180H6V179H5ZM20 180H21V179H20ZM58 180H59V178H58ZM58 180H57L56 182H58ZM61 180H62V179H60L59 181H61ZM72 180H73V179H72ZM143 180H144V179H143ZM184 180H185V179H184ZM191 180H192V179H191ZM218 180H219V178H218ZM220 180H223V179H220ZM250 180H251V179H250ZM16 181H17V180H16ZM16 181H15V182H16ZM23 181H24V180H23ZM48 181H49V179H48ZM66 181H68V180H66ZM95 181H96V180H95ZM97 181H98V180H97ZM97 181H96V182H97ZM122 181H123V180H122ZM144 181H146V180H144ZM182 181H183V180H182ZM185 181H186V180H185ZM187 181H189V180H187ZM232 181H234V180L232 179ZM244 181H245V180H244ZM15 182H14V183H15ZM33 182H34V181H33ZM43 182H44V181H43ZM64 182H65V180H64ZM146 182H148V181H146ZM149 182H150V181H149ZM149 182H148V183H149ZM178 182H180V179H179ZM178 182H177V183H178ZM203 182H204V181H203ZM221 182H222V181H221ZM223 182H224V181H223ZM12 183H13V182H12ZM14 183H13V184H14ZM49 183H50V182H49ZM53 183H54V182H53ZM61 183H62V182H61ZM67 183H68V182H66V184H67ZM76 183H77V182H76ZM88 183H89V181H88ZM99 183H100V182H99ZM124 183H125V182H124ZM183 183H184V182H183ZM189 183H190V182H189ZM191 183H192V182H191ZM236 183H238V182L236 181ZM236 183H235V184H236ZM51 184H52V183H51ZM66 184H65V185H66ZM79 184H81V183H79ZM105 184H107V183H105ZM112 184H113V183H112ZM146 184H147V183H146ZM152 184H153V183H152ZM178 184H179V183H178ZM194 184H195V183H194ZM204 184H205V183H204ZM212 184H214V183H212ZM238 184H239V186H240L242 183H241V184L238 183ZM262 184H263V182H262ZM0 185H1V184H0ZM24 185H25V184H24ZM46 185H47V184H46ZM55 185H56V184H55ZM60 185H61V184H60ZM84 185H85V183H84ZM117 185H118V184H117ZM117 185H116V186H117ZM192 185H193V183H192ZM199 185H200V184H199ZM233 185H234V184H232V187H233ZM245 185H246V184H245ZM245 185H244V186H245ZM7 186H8V185H7ZM20 186H21V185H20ZM52 186H53V185H52ZM88 186H89V185H88ZM114 186H115V185H114ZM145 186H146V185H145ZM152 186H153V185H152ZM186 186H187V185H186ZM203 186H205V185H203ZM234 186H237V185H234ZM239 186H238V187H239ZM242 186H243V184H242ZM244 186H243V187H244ZM262 186H263V185H262ZM262 186H261V187H262ZM8 187H9V186H8ZM8 187H7V188H8ZM31 187H32V186H31ZM65 187H66V186H65ZM77 187H78V186H77ZM92 187H93V186H92ZM97 187H98V186H97ZM101 187H102V186H101ZM130 187H131V186H130ZM148 187H150V189H151V186H148V185H147V188H148ZM156 187H157V186H156ZM212 187H213V186H212ZM238 187H237V188H238ZM247 187H248V186H247ZM34 188H35V187H34ZM36 188H37V187H36ZM36 188H35V189H36ZM61 188H62V187H61ZM66 188H68V187H66ZM86 188H87V187H86ZM90 188H91V187H90ZM103 188H104V187H103ZM123 188H124V187H123ZM168 188H169V187H168ZM171 188H172V187H171ZM185 188H186V187H185ZM190 188H191V187H190ZM199 188H200V187H199ZM241 188H242V187L240 186V189H241ZM0 189H1V188H0ZM10 189H11V188H10ZM27 189H28V188H27ZM68 189H69V188H68ZM68 189H67V190H68ZM71 189H72V188H71ZM80 189H81V188H80ZM83 189H85L84 186H83ZM114 189H115V188H114ZM157 189H158V187H157ZM186 189H187V188H186ZM196 189H197V188H196ZM206 189H207V188H206ZM206 189H205V190H206ZM235 189H236V187H235ZM240 189H239V190H240ZM5 190H6V189H5ZM29 190H30V189H29ZM51 190H52V189H51ZM51 190H50V191H51ZM56 190H57V189H56ZM63 190H64V189H63ZM88 190H90V189H88ZM93 190H94V189H93ZM108 190H109V189H108ZM118 190H119V189H118ZM120 190H121V189H120ZM154 190H155V189H154ZM183 190H184V188H183ZM192 190H193V189H192ZM198 190H199V189H198ZM198 190H197V191H198ZM236 190H237V189H236ZM11 191H12V190H11ZM14 191H16V190H14ZM14 191H13V192H14ZM17 191H18V190H17ZM59 191H60V190H59ZM76 191H77V190H76ZM95 191H96V190H95ZM97 191H98V190H97ZM106 191H107V190H106ZM111 191H112V190H111ZM150 191H151V190H150ZM162 191H163V190H162ZM214 191H215V190H214ZM69 192H70V190H69ZM78 192H79V191H78ZM83 192H84V190H83ZM89 192H90V191H88V193H89ZM93 192H94V191H93ZM122 192H123V191H122ZM126 192H127V191H126ZM152 192H153V191H152ZM156 192H157V191H156ZM160 192H161V191H160ZM163 192H164V191H163ZM166 192H167V191H166ZM233 192H234V191H233ZM1 193H2V192H1ZM3 193H4V192H3ZM71 193H72V192H71ZM71 193H70V194H71ZM75 193H76V192H75ZM79 193H80V192H79ZM85 193H86V192H85ZM135 193H136V192H135ZM157 193H158V192H157ZM187 193H188V192H187ZM190 193H191V192H190ZM202 193H203V192H202ZM239 193H240V192H239ZM83 194H84V193H83ZM86 194H87V193H86ZM91 194H95V192H94V193H91ZM120 194H121V191H120ZM158 194H159V193H158ZM164 194H165V193H164ZM245 194H246V192H245ZM258 194H259V193H258ZM10 195H11V194H10ZM52 195H53V194H52ZM65 195H66V194H65ZM79 195H80V194H79ZM126 195H127V194H126ZM135 195H136V194H135ZM162 195H163V194H162ZM193 195H194V192H193ZM240 195H241V197H242L244 194L241 192ZM76 196H77V195H76ZM128 196H130V194H129ZM159 196H160V195H159ZM250 196H251V195H250ZM252 196H253V195H252ZM260 196H261V195H260ZM5 197H6V196H5ZM99 197H100V196H99ZM157 197H158V196H157ZM206 197H207V196H206ZM7 198H8V197H7ZM10 198H11V197H10ZM154 198H155V197H154ZM161 198H162V197H161ZM175 198H176V197H175ZM196 198H197V197H196ZM204 198H205V197H204ZM254 198H255V197H254ZM47 199H48V198H47ZM130 199H131V198H130ZM197 199H198V198H197ZM239 199H240V198H239ZM239 199H238V200H239ZM80 200H81V198H80ZM103 200H104V199H103ZM103 200H102V202H104ZM166 200H167V199H166ZM233 200H234V199H233ZM240 200H241V199H240ZM240 200H239V201H240ZM56 201H57V200H56ZM66 201H67V200H66ZM132 201H133V199H132ZM160 201H162V200H160ZM160 201H159V202H160ZM7 202H8V200H7ZM80 202H81V201H80ZM92 202H93V201H92ZM142 202H143V201H142ZM165 202H167V201H165ZM223 202H224V201H223ZM242 202H244V201H242ZM25 203H26V202H25ZM179 203H180V202H179ZM185 203H187V202H185ZM201 203H203V202H201ZM257 203H258V202H257ZM10 204H11V203H10ZM164 204H165V203H164ZM170 204H171V203H170ZM170 204H169V205H170ZM240 204H241V203H240ZM246 204H247V203H246ZM89 205H90V204H89ZM167 205H168V204H167ZM167 205H166V206H167ZM177 205H178V204H177ZM199 205H200V204H199ZM48 206H49V204H48ZM87 206H88V205H87ZM159 206H160V205H159ZM164 206H165V205H164ZM166 206H165V207H166ZM179 206H180V205H179ZM181 206H182V205H181ZM184 206H185V205H184ZM256 206H257V205H256ZM96 207H98V206H96ZM253 207H254V206H253ZM49 208H50V207H49ZM62 208H64V207H62ZM85 208H86V207H85ZM81 209H82V208H81ZM83 209H84V208H83ZM186 209H188V208H186ZM205 209H206V208H205ZM227 209H228V208H227ZM242 209H243V208H242ZM251 209H252V208H251ZM101 210H102V209H101ZM188 210H189V209H188ZM193 210H194V209H193ZM198 210H199V209H198ZM225 210H226V209H225ZM245 210H246V209H245ZM245 210H244V211H245ZM98 211H99V210H98ZM210 211H211V210H210ZM210 211H209V212H210ZM248 211H249V210H248ZM105 212H106V211H105ZM191 212H192V211H191ZM196 212H197V211H196ZM216 212H217V211H216ZM233 212L235 213L236 211H233ZM245 212L247 213V211H245ZM202 213H203V212H202ZM202 213H201V214H202ZM242 213H243V212H242ZM242 213H241V214H242ZM246 213H245L244 216L247 215ZM263 213H264V212H263ZM63 214H64V213H63ZM179 214H180V213H179ZM183 214H184V213H183ZM201 214H200V215H201ZM255 214H256V213H255ZM102 215L106 216L105 214H102ZM184 215H186V213H185ZM205 215H207V214H205ZM208 215H209V214H208ZM62 216H63V215H62ZM84 216H85V215H84ZM173 216H174V215H173ZM240 216H242V215H240ZM244 216H243V217H244ZM249 216H251V215H249ZM80 217H81V216H80ZM153 217H154V216H153ZM155 217H156V216H155ZM193 217H194V216H193ZM236 217H237V216H236ZM261 217H262V216H261ZM263 217H264V216H263ZM15 218H16V217H15ZM84 218H85V217H84ZM106 218H107V217H106ZM189 218H190V217H189ZM207 218H208V217H207ZM241 218H242V217H241ZM250 218H251V217H250ZM18 219H19V218H18ZM158 219H159V218H158ZM181 219H183V218L181 217ZM231 219H232V218H231ZM242 219H243V218H242ZM255 219H256V218H255ZM257 219H260V218H257ZM82 220H83V219H82ZM85 220H86V219H85ZM106 220L108 221V219H106ZM111 220H112V219H111ZM116 220H117V219H116ZM183 220H185V218H184ZM208 220H210V219H208ZM221 220H222V219H221ZM221 220H220V221H221ZM12 221H13V220H12ZM59 221H60V220H59ZM188 221H189V220H188ZM211 221H212V220H211ZM214 221H215V220H214ZM242 221H243V220H242ZM242 221H241V223H242ZM261 221H262V220H261ZM91 222H92V221H91ZM97 222H98V221H97ZM118 222H119V221H118ZM221 222H223V221H221ZM221 222H220V223H221ZM234 222H235V221H234ZM239 222H240V221H239ZM258 222H259V221H258ZM258 222H257V223H258ZM16 223H17V222H16ZM70 223H71V222H70ZM105 223H106V221H105ZM115 223H116V222H115ZM244 223H245V222H244ZM262 223H263V222H262ZM7 224H8V223H7ZM43 224H44V223H43ZM80 224H81V223H80ZM96 224H97V223H96ZM111 224H112V223H111ZM198 224H199V223H198ZM210 224H211V223H210ZM236 224H237V223H236ZM248 224H249V223H248ZM248 224H247V225H248ZM260 224H261V223H260ZM49 225H50V224H49ZM118 225H119V224H118ZM190 225H191V224H190ZM204 225H205V224H204ZM216 225H217V224H216ZM238 225H239V224H238ZM249 225H250V224H249ZM13 226H14V225H13ZM52 226H53V225H52ZM94 226L96 227V225H94ZM212 226H214V225H212ZM228 226H229V225H228ZM236 226H237V225H236ZM250 226H251V225H250ZM252 226H253V225H252ZM257 226H258V225H257ZM6 227H7V226H6ZM57 227H58V226H57ZM76 227H77V226H76ZM214 227H215V226H214ZM217 227H218V226H217ZM1 228H2V227H1ZM184 228H185V227H184ZM227 228H228V227H227ZM234 228H235V227H234ZM234 228H233V229H234ZM250 228H251V227H249V229H250ZM27 229H28V228H27ZM120 229H121V226H120ZM196 229H197V228H196ZM196 229H195V230H196ZM207 229H208V228H207ZM210 229H211V228H210ZM216 229H217V228H216ZM216 229H215V230H216ZM255 229H256V228H255ZM261 229H262V228H261ZM68 230H69V229H68ZM99 230H100V229H99ZM130 230H131V229H130ZM132 230H133V229H132ZM218 230H219V228H218ZM100 231H101V230H100ZM124 231H125V230H124ZM238 231H239V230H238ZM243 231H244V230H243ZM246 231H247V230H246ZM54 232H55V231H54ZM122 232H123V231H122ZM125 232H126V231H125ZM129 232H130V231H129ZM183 232H184V231H183ZM190 232H191V231H190ZM209 232H210V231H209ZM218 232H219V231H218ZM254 232H255V231H254ZM262 232H263V231H262ZM123 233H124V232H123ZM133 233H134V232H133ZM228 233H229V232H228ZM228 233H227V234H228ZM231 233H232V232H231ZM235 233H237V232H235ZM257 233H258V232H257ZM259 233H260V232H259ZM28 234H29V233H28ZM54 234H55V233H54ZM87 234H88V233H87ZM242 234H243V233H242ZM105 235H106V234H105ZM125 235H126V234H125ZM129 235H130V234H129ZM174 235H175V234H174ZM191 235H192V234H191ZM229 235H230V234H229ZM259 235H260V234H259ZM263 235H264V234H263ZM5 236L8 237L7 235H5ZM38 236H39V235H38ZM179 236H180V235H179ZM181 236H182V235H181ZM186 236H187V235H186ZM196 236H197V235H196ZM198 236H199V235H198ZM227 236H228V235H227ZM249 236H250V235H249ZM257 236H258V235H257ZM10 237H11V236H10ZM17 237H18V236H17ZM49 237H50V236H49ZM55 237H56V236H55ZM94 237H95V236H94ZM131 237H132V236H131ZM172 237H173V234H172ZM230 237H231V236H230ZM260 237H261V236H260ZM176 238L178 239V237H176ZM185 238H186V237H185ZM254 238H255V237H254ZM18 239H19V238H18ZM98 239H99V238H98ZM127 239H128V238H127ZM186 239H187V238H186ZM191 239H192V238H191ZM199 239H200V238H199ZM4 240H5V238H4ZM4 240H3V242H4ZM7 240H9V239H7ZM11 240H12V239H11ZM230 240H231V239H230ZM249 240H250V239H249ZM35 241H36V240H35ZM49 241H50V240H49ZM79 241H80V240H79ZM181 241H182V240H181ZM258 241H259V240H258ZM3 242H1V244H2ZM186 242H187V241H186ZM201 242H202V241H201ZM213 242H214V241H213ZM254 242H255V241H254ZM261 242H262V241H261ZM263 242H264V241H263ZM4 243H5L6 246L11 245V244H10V243H11L10 241H6V240H5ZM4 243H3V246H4ZM22 243H23V242H22ZM106 243H107V242H106ZM214 243H215V242H214ZM250 243H251V241H250ZM98 244H99V243H98ZM174 244H175V243H174ZM178 245H179V244H178ZM197 245H198V243H197ZM197 245H196V246H197ZM1 246H2V245H1ZM106 246H107V245H106ZM185 246H186V245H185ZM199 246H200V245H199ZM215 246H216V245H215ZM260 246H261V245H260ZM9 247H10V246H9ZM12 247H13V246H12ZM188 247H189V246H188ZM20 248H21V247H20ZM184 248H185V247H184ZM204 248H205V247H204ZM208 248H209V247H208ZM223 248H224V247H223ZM262 248H264V247H262ZM2 249H3V248H2ZM81 249H82V248H81ZM201 249H202V248H201ZM206 249H207V248H206ZM210 249H211V248H210ZM9 250H10V249H9ZM11 250H13V249H11ZM75 250H76V249H75ZM197 250H198V249H197ZM249 250H250V249H249ZM257 250H258V249H257ZM0 251H2V250H1V247H0ZM20 251H21V250H20ZM107 251H108V250H107ZM209 251H210V250H209ZM230 251H231V250H230ZM12 252H14V251H12ZM227 252H229V251H227ZM262 252H263V251H262ZM2 253H3V251H2ZM2 253H1V254H2ZM1 254H0V255H1ZM45 254H46V253H45ZM128 254H129V253H128ZM195 254H196V253H195ZM207 254H208V253H207ZM255 254H256V253H255ZM262 254H263V253H262ZM262 254H261V256H262ZM3 255H4V254H3ZM3 255H2V256H3ZM11 255H12V254H11ZM40 255H41V254H40ZM80 255H81V254H80ZM187 255H188V254H187ZM33 256H34V255H33ZM43 256H44V255H43ZM258 256H259V255H258ZM109 257H110V256H109ZM203 257H204V256H203ZM248 257H249V256H248ZM254 257H257V255H255ZM208 258H209V257H208ZM210 259H211V258H210ZM258 259H259V258H258ZM260 259H261V258H260ZM206 260H207V259H206ZM253 260H254V259H253ZM258 261H259V260H258ZM0 262H1V261H0ZM8 262H9V261H8ZM11 262H12V261H11ZM60 262H61V261H60ZM125 262H126V261H125ZM187 262H188V261H187ZM203 262H204V261H203ZM260 262H261V260H260ZM6 263H7V262H6ZM217 263H218V262H217ZM231 263H232V262H231ZM234 263H235V262H234ZM254 263H255V262H254ZM218 264H219V263H218Z\"/></svg>","mask_w":264,"mask_h":264}]
</instances>
